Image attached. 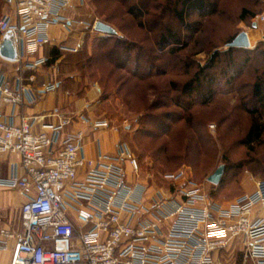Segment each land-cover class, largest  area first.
Masks as SVG:
<instances>
[{"label": "built area", "instance_id": "built-area-1", "mask_svg": "<svg viewBox=\"0 0 264 264\" xmlns=\"http://www.w3.org/2000/svg\"><path fill=\"white\" fill-rule=\"evenodd\" d=\"M6 1L13 13L0 21V33L13 35L17 63L27 70L46 63L31 57L52 44L53 27L96 32L97 21L67 16L74 0ZM253 23L264 24V13ZM250 30L244 31L249 41ZM29 95L22 76L0 74V111L22 106ZM75 120L59 116L58 124L36 132L31 119L13 123L0 114V155H18L25 172L2 183L24 199L22 231L0 227V249L11 251L10 264H225L223 257L232 261L238 253L241 264H264V178L254 194L227 207L214 203L186 170L165 175L168 187L155 190L139 179L126 143L115 155L87 158L84 132H65ZM2 215L0 207V222Z\"/></svg>", "mask_w": 264, "mask_h": 264}, {"label": "rangeland", "instance_id": "rangeland-1", "mask_svg": "<svg viewBox=\"0 0 264 264\" xmlns=\"http://www.w3.org/2000/svg\"><path fill=\"white\" fill-rule=\"evenodd\" d=\"M77 1L83 21L104 22L116 29L118 36L114 38L122 39L123 45L135 46L132 56L140 57V74L154 66V77L141 83L130 79L125 72H119L109 81L110 70L105 62L96 67L90 66L88 61L97 54L99 39L112 37L88 35L86 44L76 53L66 45V48H58L57 75L65 81L66 90L79 93L95 85L100 89V97L110 100L102 105L103 111L95 112V119L106 120L109 127L120 129L121 141L129 146L139 163V179L155 190L164 189L169 185L164 180L165 175L186 170L192 181L203 186L209 198L222 206L254 194L256 183L264 178V134L261 142L254 144L246 143V138L253 121L248 110L259 108L253 97V85L259 78L264 81V45L257 44L248 56L244 52L234 53L232 70L227 66L230 60L224 53L234 37L249 28L250 20L264 13V0H210L215 7H209L205 15L188 14L186 23L194 26V31L181 25L174 13L176 8L180 9L178 0H127L125 6L116 0ZM80 1H83L82 6ZM132 5H138L137 9H143L146 16L137 21L133 19L127 14V8ZM12 13L11 5L0 0V21ZM109 17L114 25L106 22ZM169 30L180 37V45H187L176 55L169 52L172 46L161 45ZM115 40L109 44L110 50L115 49ZM117 49L120 61L126 62L128 53L123 47ZM215 53H220L216 68L205 75L218 76L213 86L217 98L204 105L197 93L188 96L185 88ZM246 57L247 63H241ZM133 67L132 60L129 68ZM227 67L229 75L236 72L237 78L232 84L225 83ZM30 72L20 66L14 76L25 80ZM71 76L75 79H69ZM122 77L118 84L117 80ZM126 80L129 81L123 84ZM260 111L257 118L264 125V110ZM180 117L184 119L179 122ZM167 130L170 132L165 134ZM142 131L158 138H146L140 145L137 134ZM222 165L224 175L215 186L208 178ZM227 260L229 264L242 263L240 253L232 261L222 258L225 264Z\"/></svg>", "mask_w": 264, "mask_h": 264}, {"label": "crops", "instance_id": "crops-1", "mask_svg": "<svg viewBox=\"0 0 264 264\" xmlns=\"http://www.w3.org/2000/svg\"><path fill=\"white\" fill-rule=\"evenodd\" d=\"M77 2L74 0L75 7L67 12V16L70 19L85 20L80 16ZM84 2L86 3V0ZM250 31V48L253 50L257 44L264 42V24L254 25L252 22ZM51 35L52 44L31 57V60L44 59L46 63L27 74L28 76L24 80V84L30 91L29 99L27 98L25 103L19 107H4L0 114L4 119L13 123H19L22 119H31L36 132L47 131L46 125L58 124L59 116L73 117L76 120L65 132H84L85 156L87 158L95 159L99 153L115 155L118 145L123 143L120 137V129L96 127L107 122L106 120L98 121L95 119V112L103 111L102 105L110 100H103L100 97L99 87L95 85L79 93L66 90L65 81L58 79L57 75L56 64L60 58L50 64L54 59L56 50L61 46L75 48L81 45L83 47L88 35H91L92 38H102V34L86 31L73 25L71 33L55 26L51 29ZM20 66L22 65L17 62L10 63L0 58V74L6 73L14 77L16 68L18 70ZM34 72H36L35 75ZM69 79L73 80L75 77L71 76ZM65 80H68V77ZM81 116L88 119L89 122L80 121L79 117ZM12 173H17L20 177L25 176L20 157L15 154L0 155V207L3 210L0 227L21 232V206L24 199L16 191L2 184L3 181L11 177ZM10 262L11 251L0 249V264H10Z\"/></svg>", "mask_w": 264, "mask_h": 264}, {"label": "trees", "instance_id": "trees-1", "mask_svg": "<svg viewBox=\"0 0 264 264\" xmlns=\"http://www.w3.org/2000/svg\"><path fill=\"white\" fill-rule=\"evenodd\" d=\"M96 2H103L107 0H95ZM117 2L120 3H124V6L126 5L127 0H116ZM139 2V1H138ZM178 5L179 8H176V10L174 11V13L176 14L179 22L181 25H183L184 27H186L188 30H192L194 31V26L191 27V25L186 23V18L188 16V14L190 13H198L201 15H205V11L207 9H209V7L214 6V3H211L210 0H178ZM138 5H132L131 7H129V9L127 8V14H129L133 19H135L136 21L138 19L143 18L144 16H146V12L143 11V9H137ZM215 7V6H214ZM243 18H245V15H243ZM255 17H253L250 22L249 25H252L253 19ZM113 19L111 17L107 18L106 22L114 25L113 24ZM236 37H234L235 39ZM117 39V41L115 40ZM233 39V40H234ZM116 42L115 45V49H111L109 47V44L114 41ZM232 40V41H233ZM231 41V42H232ZM180 37L177 36L176 33L172 32L171 30L167 31V35H165L162 39V44L163 47H169L172 46V48H169V52H171L172 54L176 55L178 54L181 50H183L187 45L185 43H181L182 45H180ZM264 45V42L259 43ZM123 47L122 50L125 51V53H128L127 55V61L126 62H121L120 61V53L118 55V49ZM125 47V48H124ZM126 47V45H123V41L122 39L119 38H108V39H99L98 41V52L95 55V57H93L92 59H89V63L90 66L95 65L96 67L98 66V64H100L102 61L105 62V66L109 68L110 70V75H109V81H111V79L115 76L118 75L119 72H125L130 76V79H135L137 81H139L140 83L142 81H145L146 79L152 78L153 76V69L154 66L151 67V69H149L146 73L144 74H140V57L139 55L134 57L132 56V51L133 48L135 46H130ZM255 49L251 50V49H237V48H230L228 49L224 55L227 56V58H229L230 62L227 66H230L232 70L233 64H232V58H233V54L236 52H244L245 54H247V56L249 55L250 52H253ZM264 52V49H263ZM119 57V58H118ZM220 57V53H215L210 59L209 62L206 64V66H204L203 68L199 69V72L197 73V75L194 78V81L191 82V84H188L185 88V92L186 94H188V96H190L193 92L197 93L198 96H200L199 98L202 101V104L204 105H208L209 103H211L216 97V93L213 89V86H215L218 82V80L216 78H218V76H212V77H208V75H205L206 72H208L209 70H214L216 68V65L218 63ZM60 58V53L58 50H56L55 56L53 61L50 63H54L56 60H58ZM133 60V64L134 67L133 69L129 68V62H131ZM248 57H246V60L242 61L241 63L245 64L247 63ZM232 61V62H231ZM235 64H236V60H235ZM98 69V73L101 74L102 71H100L101 68H97ZM228 71V67L226 70V75H225V83L229 84V83H233L236 80V75L233 73V75H229L227 73ZM234 71V70H233ZM232 71V72H233ZM203 76V77H202ZM205 76L207 77V81H206V86H204V82L203 79H205ZM111 77V78H110ZM228 77V78H227ZM123 80V77L120 78V80H117V83H121V81ZM129 80H126L123 84H126ZM194 84V87H193ZM253 97L256 98L257 100V104L259 105L258 109H250L248 110V113L251 115V117L253 118L252 121V125H251V129L247 135L246 138V143H250V144H254V143H258L261 142L262 136L264 134V125H262L259 121V118H257V115L262 112L260 111V109L264 110V81L263 79L259 78L258 81H256V83L253 85ZM108 98L105 97L103 98V100H107ZM178 107L183 108L180 104H178ZM189 108V107H187ZM189 113L190 111H184V113ZM184 118L180 117L178 119V121H182ZM190 126H191V122H189ZM170 132V130H167L168 134ZM150 139V140H156L158 137H156L155 135H147L144 133V131L139 132L137 134V140L139 142V144L141 145V143L144 142L145 139ZM148 151V150H147ZM177 161L179 160V157L175 158Z\"/></svg>", "mask_w": 264, "mask_h": 264}, {"label": "water", "instance_id": "water-1", "mask_svg": "<svg viewBox=\"0 0 264 264\" xmlns=\"http://www.w3.org/2000/svg\"><path fill=\"white\" fill-rule=\"evenodd\" d=\"M95 31L102 34V36H106V38L118 36V32L115 28L101 21L96 22ZM250 47V41L247 33L241 32L231 43L227 45V50L230 48L250 49ZM0 58L10 63L17 62L18 60V50L14 37L11 33L5 34L2 42L0 43ZM224 171V166H220L218 170L208 178V181L211 184L218 186L222 180Z\"/></svg>", "mask_w": 264, "mask_h": 264}, {"label": "bare ground", "instance_id": "bare-ground-1", "mask_svg": "<svg viewBox=\"0 0 264 264\" xmlns=\"http://www.w3.org/2000/svg\"><path fill=\"white\" fill-rule=\"evenodd\" d=\"M251 49V48H250Z\"/></svg>", "mask_w": 264, "mask_h": 264}]
</instances>
